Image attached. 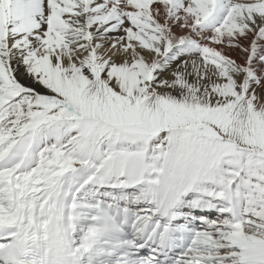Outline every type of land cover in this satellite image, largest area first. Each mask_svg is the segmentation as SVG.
Masks as SVG:
<instances>
[{
	"label": "snow or ice",
	"instance_id": "obj_1",
	"mask_svg": "<svg viewBox=\"0 0 264 264\" xmlns=\"http://www.w3.org/2000/svg\"><path fill=\"white\" fill-rule=\"evenodd\" d=\"M0 264H264V0H0Z\"/></svg>",
	"mask_w": 264,
	"mask_h": 264
},
{
	"label": "bare ground",
	"instance_id": "obj_2",
	"mask_svg": "<svg viewBox=\"0 0 264 264\" xmlns=\"http://www.w3.org/2000/svg\"><path fill=\"white\" fill-rule=\"evenodd\" d=\"M233 57L235 58L237 56V53H232Z\"/></svg>",
	"mask_w": 264,
	"mask_h": 264
}]
</instances>
